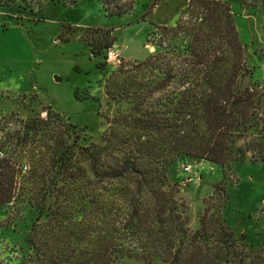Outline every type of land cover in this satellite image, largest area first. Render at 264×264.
Listing matches in <instances>:
<instances>
[{
  "label": "trees",
  "instance_id": "trees-1",
  "mask_svg": "<svg viewBox=\"0 0 264 264\" xmlns=\"http://www.w3.org/2000/svg\"><path fill=\"white\" fill-rule=\"evenodd\" d=\"M99 1L110 16L129 10ZM152 36L159 39L156 53L121 61L106 78L109 100L128 108L105 116L101 143L67 142L73 125L49 110L46 119L33 117L0 142V204L26 201L37 211L29 237L34 256L22 264H121L123 257L147 264H264V245L248 252L221 210L205 207L200 228L190 230L188 207L167 176L180 156L222 168L249 154L264 162V86L242 85L248 71L230 7L188 0L174 25H158ZM178 37L183 48L164 46ZM114 41L111 36L104 47ZM45 135L51 142H32ZM24 159L29 169L22 174ZM126 161L134 162V172L123 170Z\"/></svg>",
  "mask_w": 264,
  "mask_h": 264
},
{
  "label": "rangeland",
  "instance_id": "rangeland-1",
  "mask_svg": "<svg viewBox=\"0 0 264 264\" xmlns=\"http://www.w3.org/2000/svg\"><path fill=\"white\" fill-rule=\"evenodd\" d=\"M222 1L230 7L243 47L248 74L242 85L264 86V0ZM115 2L129 10L110 16L99 0L69 5L16 0L0 6V142L22 130L29 119H46L47 110L62 112L67 123L75 126L67 142H102L108 127L105 116L111 118L118 109L125 112L128 108L126 102L116 104L105 94L107 76L121 61L143 60L156 53L159 39L151 37L156 26H173L188 0ZM111 36L115 41L109 48L119 52L115 62L106 61L109 48L104 44ZM163 44L183 48L184 40L166 39ZM38 139L32 142H51L47 135ZM23 163L27 168L21 169L22 174L29 169L25 159ZM187 165L189 172L184 170ZM167 176L178 188L176 196L188 207L190 230L200 228V217L208 207L211 214L221 210L225 224L236 236L245 237L248 252L264 245V162L253 161L249 154L244 162L232 161L222 168L204 159L180 156ZM36 216L35 207L26 201L0 204V264H22L34 256L29 237ZM120 262L147 264L131 257Z\"/></svg>",
  "mask_w": 264,
  "mask_h": 264
},
{
  "label": "built area",
  "instance_id": "built-area-1",
  "mask_svg": "<svg viewBox=\"0 0 264 264\" xmlns=\"http://www.w3.org/2000/svg\"><path fill=\"white\" fill-rule=\"evenodd\" d=\"M106 61H108V62L119 61V52L117 50L109 48L107 51V54H106ZM24 168L26 169V166H24ZM190 169L191 168L189 165L184 167V170L187 172H189Z\"/></svg>",
  "mask_w": 264,
  "mask_h": 264
},
{
  "label": "water",
  "instance_id": "water-1",
  "mask_svg": "<svg viewBox=\"0 0 264 264\" xmlns=\"http://www.w3.org/2000/svg\"><path fill=\"white\" fill-rule=\"evenodd\" d=\"M122 168L125 171L131 170L132 172H134L135 171L134 162L133 161H126V162H124Z\"/></svg>",
  "mask_w": 264,
  "mask_h": 264
}]
</instances>
